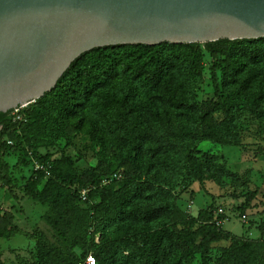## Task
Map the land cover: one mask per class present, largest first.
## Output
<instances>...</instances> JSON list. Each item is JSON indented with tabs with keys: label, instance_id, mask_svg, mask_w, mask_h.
<instances>
[{
	"label": "rangeland",
	"instance_id": "374dc122",
	"mask_svg": "<svg viewBox=\"0 0 264 264\" xmlns=\"http://www.w3.org/2000/svg\"><path fill=\"white\" fill-rule=\"evenodd\" d=\"M211 65L205 51L194 69L183 61L175 63L196 107L225 103L227 110L211 109L207 122L195 112L162 102L152 106L157 112L152 117L145 112L146 83L134 75L132 66L122 65L103 73L104 83L92 90L79 78L70 81L67 92L57 87L42 103L22 105L19 111L25 118L32 112L20 126L23 146L15 153L0 154V220L13 233L0 236L3 264H65L92 240L99 242L97 248L105 256L99 264H141L143 237L161 227L195 229L199 211L208 207L214 212L213 220L218 214L224 216L220 236L191 256L184 243L164 240L162 264H264V61L249 65L235 83L225 85L229 94L225 89L215 93ZM250 73L252 82L246 90L240 89L238 81ZM215 74L221 85L222 70L216 68ZM64 100L73 108L66 107ZM121 102L137 109L129 111ZM11 132L8 127L4 137L17 145ZM137 143L141 169L133 168L129 176L133 180L140 176L135 186L145 185L148 198L141 200L165 206V213L154 220L117 214L109 206L122 203L119 195L89 197L77 202L70 214L75 225L61 234L48 222L55 216L51 207L24 194L23 186L36 170L26 148L48 160L65 156L84 179L102 185L118 171H126V157ZM202 152L216 154L210 165L200 159Z\"/></svg>",
	"mask_w": 264,
	"mask_h": 264
},
{
	"label": "trees",
	"instance_id": "16d2710c",
	"mask_svg": "<svg viewBox=\"0 0 264 264\" xmlns=\"http://www.w3.org/2000/svg\"><path fill=\"white\" fill-rule=\"evenodd\" d=\"M205 51L211 58V78L214 84L215 93L223 91L225 85L235 83V78L245 73L249 65H256L264 61V36L252 39L221 38L216 41L205 43H170L167 41L158 44H116L93 48L79 55L73 60L66 71L57 80L55 86L36 99L34 106L42 103L51 91L59 87L67 92L70 81L83 78L89 90L95 85L104 83L103 73H110L117 65L131 67L134 75L140 77L147 85V105L145 112L152 117L156 116L153 109L157 102L164 105L188 112H195L197 118L203 122L211 120L209 111L214 108L226 109L227 107L220 101L212 102L210 108L203 109L195 106L188 98V90L184 88L178 73L175 71V63L183 61L188 68H196L198 57ZM114 54H118L115 56ZM222 70V83H218L215 69ZM252 74L244 75L238 81L239 88L246 90L252 82ZM243 90V91H244ZM229 94L230 91L225 89ZM66 107L73 108L67 100H64ZM122 107L129 111H135L134 104L129 107L121 102ZM13 109L6 112L0 111V154L7 152L15 153L19 146H23L25 138L24 131L20 129L21 124L27 123L31 111L25 118L20 111L21 118L12 121L10 113ZM24 116V118H23ZM139 114H136L138 118ZM16 123L20 125L16 126ZM11 127V139L18 140L14 145L12 140L6 139V129ZM18 127V128H16ZM19 143V144H18ZM25 148V147H24ZM134 153V154H133ZM28 160L35 161L42 165V168L33 171L27 182L23 186L24 194L41 204H48L55 212V216L50 217L48 222L61 234H66L73 229L75 222L70 220V214L76 210L77 202L89 201V197H102L103 195H119L122 203L112 208L117 214H126L137 221H151L165 213V206L148 200H141L147 197L144 192L145 185H136L140 181V176L131 179V170L135 167L141 169V148L137 143L131 147V152L126 157L129 161L126 171H118L119 177H114L106 184L100 185L98 180L84 179L82 174H78L73 167L71 160L65 156L48 160L45 156L37 154L34 150L26 148ZM132 155V156H131ZM210 165L216 154L202 152L199 156ZM200 168V162H197ZM202 168V167H201ZM138 181V182H139ZM134 187V188H133ZM86 189L84 199L80 196V190ZM136 201L133 208L127 209V205L133 200ZM214 212L208 207L200 210L197 216L198 226L191 230H171L168 227H161L156 232L143 237V246L140 249L142 259L141 264H162L161 244L164 240L180 241L186 246V253L191 256L205 250L209 243L217 239L221 234V226L224 216L218 214L213 220ZM57 216V217H56ZM64 226L61 223H64ZM65 227V228H64ZM4 226V220H0V236L10 237L12 232H8ZM99 242L92 240L87 247H83L75 256L65 260V264H76L88 253L95 258V264L105 259L101 249H98ZM0 264H3L0 254ZM169 264V262H166ZM202 264H206L204 261Z\"/></svg>",
	"mask_w": 264,
	"mask_h": 264
},
{
	"label": "water",
	"instance_id": "95a60500",
	"mask_svg": "<svg viewBox=\"0 0 264 264\" xmlns=\"http://www.w3.org/2000/svg\"><path fill=\"white\" fill-rule=\"evenodd\" d=\"M263 36L264 0H0V111L34 102L96 47Z\"/></svg>",
	"mask_w": 264,
	"mask_h": 264
},
{
	"label": "built area",
	"instance_id": "2783aa9c",
	"mask_svg": "<svg viewBox=\"0 0 264 264\" xmlns=\"http://www.w3.org/2000/svg\"><path fill=\"white\" fill-rule=\"evenodd\" d=\"M22 106H19L17 108L13 109V113L16 115L17 119L21 118V115L19 113V108ZM35 167L36 169H40L42 168V165H40L39 163L35 162ZM120 174L119 173H115L114 177H119ZM80 196L82 199L85 198L86 196V189H81L80 190ZM76 264H95V258L91 253H88L83 259L78 260V262Z\"/></svg>",
	"mask_w": 264,
	"mask_h": 264
}]
</instances>
